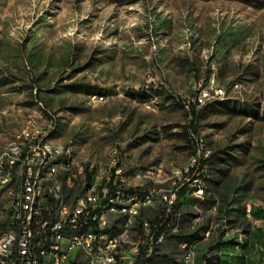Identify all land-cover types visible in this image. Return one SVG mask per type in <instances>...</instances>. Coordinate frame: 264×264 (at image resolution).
<instances>
[{
    "label": "rangeland",
    "instance_id": "rangeland-1",
    "mask_svg": "<svg viewBox=\"0 0 264 264\" xmlns=\"http://www.w3.org/2000/svg\"><path fill=\"white\" fill-rule=\"evenodd\" d=\"M199 80L200 88L213 81L227 95L200 105L199 112L207 107L192 120L187 110ZM150 92L152 99L139 98ZM33 129L47 131L104 179L118 149L125 186L157 192L141 206L151 214L161 195L190 183L184 171L196 165L203 141L202 153L219 151L227 179L247 187L252 214L246 207L243 216L250 226L235 230L245 241L264 224L256 220L264 218V0H0V146ZM208 159L199 199L217 176ZM136 169L141 175L134 176ZM183 200L182 211L209 215L202 202ZM6 201L3 193L0 213ZM110 223L114 231L123 227L119 214ZM136 224L130 241L143 244L148 231L138 233ZM210 224L217 235L220 221ZM256 238L257 249L242 247L232 257L242 262L256 252L264 262V243ZM187 248L164 264H183Z\"/></svg>",
    "mask_w": 264,
    "mask_h": 264
},
{
    "label": "built area",
    "instance_id": "built-area-1",
    "mask_svg": "<svg viewBox=\"0 0 264 264\" xmlns=\"http://www.w3.org/2000/svg\"><path fill=\"white\" fill-rule=\"evenodd\" d=\"M200 81H198V92L192 97L191 108L192 106L199 108L203 102L211 98L227 95L225 88H215L213 81L209 89H201ZM22 133V139L17 142H24V149L0 151V168L3 171L14 170V178L0 182V199L3 193L7 196L0 213V264L47 263L42 261V249L54 251V247H61V257H55L54 260H60L61 263L81 264L78 257H73V250H80V243H88V255L92 257V264H101V261L112 258L110 254L112 244L122 245L124 237H136L130 235L128 231L131 208L125 204L126 193L144 191L147 199L150 193L157 192L140 185L125 186V167L119 159L118 149L116 166L106 170L104 181L96 180V184H90L91 195H83L81 191L78 194H69V191L62 190V196H55V189H44V174H52L54 178L63 179V182L64 179H71L75 186V184H89L90 173L86 172V168L82 169V177H75V173H60L61 159L68 154L59 153V160H51L48 157L47 131L33 129L24 130ZM196 156L195 170L191 174L193 176L189 178L190 184L194 187L193 195L200 197L198 180L203 174L204 164L202 167L199 165L202 160L211 157L202 153V141L198 142ZM189 172L190 169L185 170V174ZM133 174L139 176L141 170L136 169ZM46 199L54 200L52 221L41 224L43 203ZM161 200L163 203L159 204V207L168 212L176 200V193L161 195ZM246 207L251 211V205ZM113 214H120L123 220V227H118L117 231H110L108 234L91 232L85 241H77L76 232L62 233V226H68L73 222L110 223ZM137 224L138 233L141 230H148V237L145 243L130 246V249H134V257L127 259L125 264H138L144 252L150 255L156 252V244L166 241L165 231L158 233L157 225L149 219L139 220ZM66 239H73V248H66ZM188 259L189 254L185 264Z\"/></svg>",
    "mask_w": 264,
    "mask_h": 264
},
{
    "label": "trees",
    "instance_id": "trees-1",
    "mask_svg": "<svg viewBox=\"0 0 264 264\" xmlns=\"http://www.w3.org/2000/svg\"><path fill=\"white\" fill-rule=\"evenodd\" d=\"M67 87H73L74 85H66ZM76 89V88H75ZM154 92H157V88L152 87ZM139 98L143 101L152 99L154 93L139 94ZM182 104V103H181ZM235 105V104H234ZM184 107V105L182 104ZM202 108L199 112L196 106H192L190 110H187L192 115V120H197L201 113L206 109ZM228 107V106H227ZM230 107V105H229ZM193 135V134H191ZM191 139H193L191 137ZM237 158V157H235ZM221 157L219 151H214L211 157L208 159V164L212 172V169L216 170V178H211L213 189L205 188L204 185V199H199L193 195L194 187H189V182L185 184L175 185L176 200L171 206L168 212L164 211L161 207L155 211V214H151L150 208H140L136 215L137 221H148V219L157 225V232L161 233L165 231L166 241L164 243H158L156 245V252L148 255L146 252L141 256L138 264H164L172 260V256L178 253L179 248H182V243L195 244L196 260L197 264H222L221 251L227 245L244 244L237 240V231H247L250 226L249 221L243 216H247L245 197L247 194V187L233 178L227 179L228 168L221 166ZM205 160L200 162L199 167H202ZM194 167L190 169L189 173H184L187 177L193 176ZM90 173L89 184H85L82 187L80 184H75L71 189H66L69 194H78L80 191L83 193L90 184L93 183V174ZM92 179V180H91ZM92 182V183H91ZM133 189V188H131ZM184 196L192 198L193 201L202 202V206L208 210L209 215L205 216L201 213H195L193 211H182L184 203ZM217 206L216 211L210 213L213 206ZM54 208V205H52ZM188 206V205H186ZM191 208V206L186 207ZM211 208V209H210ZM252 214V209H251ZM257 215V212H254ZM197 216H203L204 219L195 221ZM205 216V217H204ZM248 217V216H247ZM213 218L220 221V225L216 227L217 235L213 234L210 223ZM224 221V223H222ZM138 225V224H137ZM176 227V229H174ZM168 229V230H166ZM209 231V235L206 233ZM144 233V230H142ZM170 243L167 247L164 244ZM195 261V260H194Z\"/></svg>",
    "mask_w": 264,
    "mask_h": 264
},
{
    "label": "bare ground",
    "instance_id": "bare-ground-1",
    "mask_svg": "<svg viewBox=\"0 0 264 264\" xmlns=\"http://www.w3.org/2000/svg\"><path fill=\"white\" fill-rule=\"evenodd\" d=\"M214 86L215 88H222L215 84ZM201 89H209V87H203ZM222 97L223 96H218L217 98H211L203 102L202 104L215 101ZM14 148L24 149V142H17L15 140L5 146H0V151L8 152V151L13 150ZM46 149L48 150V157L51 158V160H59V153L66 152V154H68V156H63L61 159L60 173H75V177H79V176H82L83 168H86V172H88V170H90L89 172L92 171L93 164L90 165V168H87L84 164L75 160V158L71 155L70 150L68 149L65 150L63 145L52 142L48 137H47V142H46ZM70 157H72L71 160H70ZM110 165H111V162H110ZM190 167H192V165ZM91 173L93 174V177H94L93 183L91 182L92 184H96V180L104 181L106 179V178L104 179L103 176H101V174L98 172L92 171ZM12 178H14V170L3 171V169L0 168V182L10 181V179ZM43 183H44V189H55V196H62V190L66 191V189L68 190L74 187V183H72L71 179H64V182H63V179L54 178L52 174H44ZM199 190H200V194H203V189H199ZM81 194L91 195V186L87 187V189H85V191ZM136 200H140V201L136 202ZM152 201L153 200H152L151 195L147 199H145V195H141L140 192L126 193L125 204L128 205L129 208H131L129 218H128V231H129L130 226L136 223V215L139 209L141 208V206L148 205ZM52 205H54L53 199H46V201L43 203V211L41 214V224L51 223L52 208H53ZM214 207L215 209L217 208L216 205ZM174 229H176V227H174ZM110 231H114V228H112L111 223H103L102 221H93L91 224H81V222H73L69 224L68 226H62V233L76 232L77 241H85V239L88 238V235L91 232H98L99 234H108L110 233ZM146 231L148 230H144V233ZM130 243H132L130 241V238L124 237V244L122 245L112 244L110 247V254H112V258H109L108 261H101V264H125L127 259L134 257V249H130V246L137 245L135 244V242H133L132 244ZM182 246L183 247L187 246L188 247L187 249H190L188 244H183ZM66 248H73V239H66ZM189 252L190 250L187 252L184 258L183 264H185V259L188 257V254H189V259L187 260L186 264H192V262H194L195 255H196L195 250L194 251L192 250V252L190 253ZM55 257H61V247H54V251H51L49 249H42V261H47V263H41V264H68V263H61L60 260H54ZM73 257H78V261L81 264H92V257L88 255V243H80V250H73Z\"/></svg>",
    "mask_w": 264,
    "mask_h": 264
},
{
    "label": "crops",
    "instance_id": "crops-1",
    "mask_svg": "<svg viewBox=\"0 0 264 264\" xmlns=\"http://www.w3.org/2000/svg\"><path fill=\"white\" fill-rule=\"evenodd\" d=\"M215 79L214 76H212L210 78L211 79ZM209 80V81H210ZM215 82H216V79H215ZM217 83V82H216ZM218 84V83H217ZM220 85V84H218ZM255 212L258 213L257 210H255ZM255 217H258V216H255ZM257 221L260 220L261 222L264 221V218H257L256 219ZM254 228V229H253ZM252 230L250 231L249 235L246 236L245 238V241L243 240L244 238H241V243H244V244H237V245H227L223 248V250L221 251V262L222 264H264V262L261 263V255L258 254V253H254V255L251 256V258H248V259H245L244 261L242 262H238L237 259H234L232 256L233 255H238L239 254V250L242 249V247H246L247 246V249L248 250H254V249H257V244H253V240H256V234L259 235V240L261 243H264V237H263V231H264V224H257L255 227H253ZM259 228H262V229H259ZM258 240V239H257ZM250 242V244H249ZM255 243V242H254ZM263 249V248H262ZM263 259H264V256H262ZM251 259V260H250ZM253 259V260H252Z\"/></svg>",
    "mask_w": 264,
    "mask_h": 264
}]
</instances>
